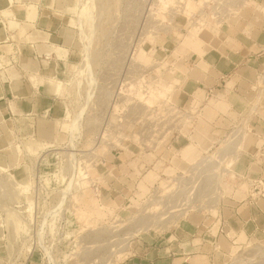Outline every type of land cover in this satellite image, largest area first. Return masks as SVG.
<instances>
[{
    "label": "rangeland",
    "instance_id": "1",
    "mask_svg": "<svg viewBox=\"0 0 264 264\" xmlns=\"http://www.w3.org/2000/svg\"><path fill=\"white\" fill-rule=\"evenodd\" d=\"M207 2L60 0L61 8L67 9L64 20L73 47L70 60L60 64L62 77L47 82L57 89L54 93L66 109L56 118L58 135L21 136L12 125L11 136L0 137V264H13V251L16 257L22 249L27 255L36 242L39 247L28 258L34 264H120L142 236L169 231L191 214H216L237 156L232 164L230 158L223 161L216 175H198L192 166L213 155L220 144V150L226 149L222 141L229 140L234 127L212 150L179 163L177 158L192 145L187 134L195 128V116L185 114L192 111L188 106L168 110L171 101L176 104L174 92L185 71L186 51L197 50L203 33L216 35L221 29L227 10H215ZM250 3L247 8L255 9ZM12 34L20 39L17 31ZM3 80L0 77V83ZM32 80L38 86L39 78ZM156 151H166L175 163L163 157L154 167ZM115 176L124 184L120 190L115 180L109 183ZM94 181L99 190L92 186ZM28 183L31 188L23 193L21 185ZM69 183L74 198L65 192ZM178 186L169 205H180L172 207L175 212L188 209L186 216L169 227L160 225L122 239L151 208L161 211L168 192ZM214 197L219 200L211 207ZM26 208L29 213L22 214ZM53 212L58 216L54 220ZM233 246L225 264H264V239H240Z\"/></svg>",
    "mask_w": 264,
    "mask_h": 264
},
{
    "label": "crops",
    "instance_id": "2",
    "mask_svg": "<svg viewBox=\"0 0 264 264\" xmlns=\"http://www.w3.org/2000/svg\"><path fill=\"white\" fill-rule=\"evenodd\" d=\"M249 3L241 10L224 12L218 33H203L197 50L186 51L182 64L185 71L179 74L174 92L177 105L196 112L195 128L187 134L192 145L178 156L179 163L194 161L215 148L231 127L245 128L242 150L226 182L224 201L212 216L191 214L169 231L137 239L120 264H225L236 241L264 239V199L255 197L251 185L253 180H264V80L258 81L264 74V10H255L264 5V0L250 3L253 10L247 8ZM66 12L60 0H0V22L21 35L15 39L16 35L0 24L4 65L0 77L5 78L0 83V137L11 136L12 125L21 136L59 134L56 118L64 116L66 107L47 80L62 77L59 69L66 58L70 60L73 36L66 29ZM15 48L20 50V63L10 68L9 58ZM32 76L39 78L38 86ZM209 111L216 115L210 117ZM239 122L242 126H237ZM156 153L152 157L154 167L163 157L175 163L176 158L169 160L166 151ZM108 170L103 174L106 177ZM114 180L115 189L120 190L122 180L115 176L109 183ZM221 224L230 239H216ZM26 264L34 263L29 260Z\"/></svg>",
    "mask_w": 264,
    "mask_h": 264
},
{
    "label": "bare ground",
    "instance_id": "3",
    "mask_svg": "<svg viewBox=\"0 0 264 264\" xmlns=\"http://www.w3.org/2000/svg\"><path fill=\"white\" fill-rule=\"evenodd\" d=\"M5 24V23H4ZM20 52L19 48H15L13 50V58L15 59L16 54H18ZM2 57L0 56V62L2 63ZM16 60H18V57L16 56ZM86 60V59H85ZM3 64V63H2ZM9 66H11L10 68H16L14 65L12 66L9 62ZM4 70V65H2V67L0 66V71ZM89 71V70H88ZM54 92L57 91V89L53 88ZM244 127H234V129L230 132V137L229 140L227 141H222V143H226L225 146L227 147L226 149H222L220 150L219 148L222 146L220 144V147L215 151V153H213V155H209V156H205L203 157L200 161H198L197 163H194L192 166V170H194L195 172H197V174H201L203 175H209L212 173L215 174L216 172H218L219 168L222 164L223 161H225L227 158H230V163L232 164L233 160L235 159V157L239 154L242 144H243V136H244ZM225 148V147H224ZM224 150H227V152L229 153H223ZM229 164V166L231 165ZM216 175V174H215ZM13 178L14 175L12 174ZM213 180H215V178H213V176L211 177ZM15 181V180H14ZM74 181H72L73 183ZM219 183L215 184V189L217 191H219V184H220V180L218 179ZM17 183V182H16ZM75 183V182H74ZM18 185V183L16 184ZM21 185V184H19ZM23 188V193H26L29 191V188H31V184H23L21 185ZM179 186L176 187L174 190H171L172 192H168V194L166 195L167 197L164 199L165 202H163V209L161 211H159L157 209L153 210V208H151L144 217H142L139 222L137 221L134 224V228L131 229V232L125 233L124 236L122 237V239L124 240H128V239H133L134 237H136L138 234H140L142 231H147L156 227H159L160 225L162 226H166L169 227L168 225H171L172 223H174L175 221L179 220L180 218L186 216L188 214V209H177V211L175 212L173 210L172 207H175L173 205H169L172 201V198H175V194L176 190H178ZM181 188V187H180ZM179 188V189H180ZM21 190V189H20ZM73 190L74 188H72V186L70 185V183L68 184V188H66L67 194H69L68 192H71L70 195L73 196ZM77 192V191H76ZM79 193V192H77ZM69 195V196H70ZM74 198V196H73ZM219 198L218 197H214L213 198V203L211 204V207L216 206L217 202H218ZM167 201V202H166ZM185 205V204H183ZM182 205V206H183ZM32 203H29V210H32ZM179 206H176L175 208H179ZM28 208H26L24 211H22V214L24 213H29ZM56 211V210H55ZM34 213V212H33ZM55 212H53V214L51 215L52 220L56 219V217H58L56 214H54ZM148 213H152L150 215H147ZM25 220V219H24ZM10 227V226H9ZM5 228V227H4ZM10 237V232L8 231V229H5ZM36 247H39V244L36 243H31V245L28 247L30 249L26 250L27 255L24 252V249L20 250L17 257L15 256V251H13V256L14 258V263L13 264H26L28 261V258L30 257V255L32 254V252L34 251V249ZM23 253L26 255H23ZM52 257H50L51 259ZM53 260V258H52Z\"/></svg>",
    "mask_w": 264,
    "mask_h": 264
},
{
    "label": "built area",
    "instance_id": "4",
    "mask_svg": "<svg viewBox=\"0 0 264 264\" xmlns=\"http://www.w3.org/2000/svg\"><path fill=\"white\" fill-rule=\"evenodd\" d=\"M250 1H252V0H208V2L213 4V8L215 10H227V11L240 10L245 3H248ZM223 17H225V16H223ZM1 23H2V25L4 27V29L9 32V34L14 32V31L13 32L10 31L9 27L6 24H4L3 22H1ZM19 54H20V52L18 54H16V56L18 57ZM9 60H10V64L11 65L15 64V66L19 62L18 60L14 59L13 56H10ZM263 80H264V74H261L259 76V78H258V81L262 82ZM9 82H11V81H9ZM211 97H213V96H211ZM170 104L171 105L168 106L169 107L168 110L171 111V112L176 111L178 109H181V108H179V105L172 103V101L170 102ZM189 113H190L191 116H195V114H196V112H192V111H186L185 112V114H189ZM191 121H192V125L194 126L195 117H191ZM11 133H13V132L11 131ZM251 185H252V190H253V193H254L255 197L258 198V200L264 199V180L263 179L253 180V181H251ZM92 186L95 187V190H99L98 182L94 181L92 183ZM221 236H227L228 237V232H227V230L225 229V227L222 224H221V227L219 228V230L215 234L216 239L217 238H221Z\"/></svg>",
    "mask_w": 264,
    "mask_h": 264
}]
</instances>
